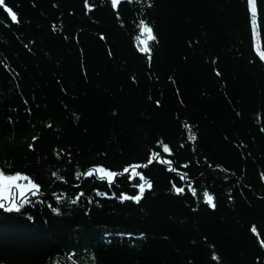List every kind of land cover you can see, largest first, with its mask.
Returning a JSON list of instances; mask_svg holds the SVG:
<instances>
[{"label": "trees", "instance_id": "obj_1", "mask_svg": "<svg viewBox=\"0 0 264 264\" xmlns=\"http://www.w3.org/2000/svg\"><path fill=\"white\" fill-rule=\"evenodd\" d=\"M261 53L264 0H4L0 264H264Z\"/></svg>", "mask_w": 264, "mask_h": 264}, {"label": "snow or ice", "instance_id": "obj_2", "mask_svg": "<svg viewBox=\"0 0 264 264\" xmlns=\"http://www.w3.org/2000/svg\"><path fill=\"white\" fill-rule=\"evenodd\" d=\"M118 0H112V4L115 5L117 4ZM4 4V0H0V5ZM7 11L11 13V19L13 21L17 20L16 13L13 12L11 8H8ZM140 25H141V35L144 37L141 39L140 37H137V39H140L141 44L143 45L140 47V52H149L150 49L148 47L149 41H154L156 40V36L153 34V30L151 27H149L148 23H146L144 20H140ZM103 39V37H101ZM261 57L264 58V53H261ZM78 119V117H77ZM165 152L168 151L167 147L164 149ZM158 159V157H156ZM151 162V161H150ZM148 165H143V167H147ZM142 166L139 164L133 165L131 172H129V168L125 167L123 169L124 173H129V176L126 177V179H131V180H136L139 178L140 180H144V176L140 171H137L136 169L141 168ZM93 173H99L100 178L107 179L110 184L113 178L117 175L115 171H110L107 170L105 167L100 166V167H95L89 171L88 175L91 176ZM23 179L28 181L27 184H21L19 181ZM146 186L148 189H151L152 185L150 182L145 181L144 183H138L137 185H134V187H138L139 189V194L137 195H132L129 196L128 194L124 193L121 195L120 200L121 202L131 200L133 202L139 203L140 200L143 197L144 192L146 191ZM40 185L33 182L29 177L24 176L21 172L16 171L11 174H5V171L3 169H0V209H4L5 211L12 213V212H21L22 204L20 201L13 195V189L18 190L19 196L23 198L26 194L27 191L35 190L39 191ZM177 194L182 193L183 189L182 188H177L176 189ZM98 195L101 197H107V193L103 192H98ZM204 195L207 197L208 202H212L213 197L208 195L207 192L204 193ZM116 194L112 193L111 198H115ZM30 201L25 200L24 203H29ZM73 203H76V200L72 201ZM213 207L215 205L213 204ZM53 212H56L59 214V209L58 208H53Z\"/></svg>", "mask_w": 264, "mask_h": 264}, {"label": "rangeland", "instance_id": "obj_3", "mask_svg": "<svg viewBox=\"0 0 264 264\" xmlns=\"http://www.w3.org/2000/svg\"><path fill=\"white\" fill-rule=\"evenodd\" d=\"M251 1H252V0H251ZM23 175H24V174H23ZM24 176H27V175H24ZM27 177H28V176H27ZM19 183H21V184H27L28 181L21 179V180L19 181ZM31 191H35V190H31ZM18 194H19L18 190L13 189V195H14L16 198H17ZM21 199H22V198H21Z\"/></svg>", "mask_w": 264, "mask_h": 264}]
</instances>
